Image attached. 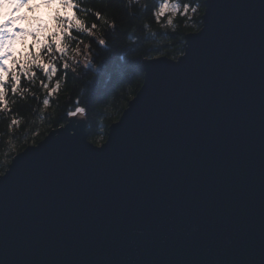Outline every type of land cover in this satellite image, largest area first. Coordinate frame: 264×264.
Listing matches in <instances>:
<instances>
[{"label":"water","instance_id":"95a60500","mask_svg":"<svg viewBox=\"0 0 264 264\" xmlns=\"http://www.w3.org/2000/svg\"><path fill=\"white\" fill-rule=\"evenodd\" d=\"M202 18L102 145L71 118L12 159L0 264H264V0Z\"/></svg>","mask_w":264,"mask_h":264},{"label":"trees","instance_id":"16d2710c","mask_svg":"<svg viewBox=\"0 0 264 264\" xmlns=\"http://www.w3.org/2000/svg\"><path fill=\"white\" fill-rule=\"evenodd\" d=\"M205 1L167 0L169 7L165 14L157 17L155 13L166 0H74L79 9H69L70 12L89 29L93 24L96 28L90 34L70 30L74 39L65 38L69 45L64 57L69 63L67 80L61 70L51 82L54 86L58 79L60 84L52 96L47 95L51 89L40 86L43 73L39 69H33L36 72L33 81L21 74L20 90L15 94L10 91L9 81V103L7 109L0 108V177L16 155L66 126L71 118L84 121L88 140L102 145L110 126L119 120L143 85L142 62L160 57L177 60L182 56L186 36L202 28ZM174 3H190L198 11H189L185 16L182 8L180 13L174 11ZM97 12L99 19L95 16ZM29 21V26L39 21L32 10ZM52 38L46 43H51ZM100 39L106 40L104 46L98 45ZM35 40L14 55L22 64L28 61L29 53L39 54V63H47L51 58L43 46L36 48ZM78 50L85 57L71 60ZM56 63L58 67L61 64L59 54ZM8 67H12V60ZM16 71L20 74L19 68ZM44 99H49L48 105H44ZM77 107L85 108V113L68 115ZM13 120L17 121L15 125Z\"/></svg>","mask_w":264,"mask_h":264},{"label":"snow or ice","instance_id":"6c2138e0","mask_svg":"<svg viewBox=\"0 0 264 264\" xmlns=\"http://www.w3.org/2000/svg\"><path fill=\"white\" fill-rule=\"evenodd\" d=\"M40 3L51 6L59 5L61 8L66 9H79V5L74 0H40ZM38 7L39 5H35ZM27 7L30 11L33 8V0H0V108L7 109L8 106V87L9 81L11 82L10 91L12 94L17 93L20 90L21 74H23L29 81L36 79V72L33 69H39L43 73V79L40 80V86L44 89H51L47 92L50 97L60 87L59 80L57 79L54 86H52V80L57 77L61 70L64 72V78L67 80V70L69 69V63L64 57L68 52L69 45L65 43V38L68 40L74 39L70 30H76L80 33H89L92 29L96 28V24L89 29L83 21L77 18L75 13L70 16H62L59 9H57L54 20L56 21L55 31L52 33V42L44 43L43 48L46 50L50 59L47 63H39L41 56L39 54L32 55L29 53V59L26 63H21L17 60L13 52L11 51L13 42L17 37L25 35L35 36L41 29L30 31L27 28L20 27V22L28 21L29 17L26 15H18L21 9ZM169 7V3L166 2L160 7L159 11L155 13L157 17L164 15L165 10ZM11 11H5V9ZM172 8L175 12L180 13L182 8L183 15L187 16L189 11L195 13L198 11L196 7H193L190 3L172 4ZM97 19L101 18L100 13H95ZM172 21L169 20V23ZM114 27V25H113ZM63 35H60V34ZM106 44L105 39L98 41L99 46ZM90 50V48H89ZM57 54L61 60V64L58 67L56 63ZM79 54V53H77ZM12 60V67L7 66L8 60ZM20 69V74L16 69ZM74 71V69H73ZM44 105L49 104V99L43 100ZM86 111L83 107H77L74 112H69L68 115L75 116L77 114H84ZM17 121L13 120L12 124L15 125Z\"/></svg>","mask_w":264,"mask_h":264},{"label":"rangeland","instance_id":"374dc122","mask_svg":"<svg viewBox=\"0 0 264 264\" xmlns=\"http://www.w3.org/2000/svg\"><path fill=\"white\" fill-rule=\"evenodd\" d=\"M35 5H39L36 7ZM57 9L60 10L61 14L64 13V16H70L72 15V12H70L69 9L61 8L59 5H45L40 3V0H33V8L32 12L38 15L39 21L35 22L33 24H30L29 26V20L20 22L19 26L29 29L30 31H35L36 29H41V32H38L35 36L33 35H25L22 37H17V39L13 42L11 51L13 52V55L16 53L19 54L21 50H24L27 48V45L29 46L32 44V40L36 39L34 45L36 44V48H40L46 43L48 38L52 36V33L55 31L56 28V21L54 20V15L57 11ZM66 10V11H65ZM5 11H11L10 9H5ZM31 11L25 7L20 10L18 15H26L29 17ZM61 35V34H60ZM79 53V54H77ZM75 56H71V60L76 61L78 58L85 57V53L83 51L78 50ZM11 59L8 60L7 66H9Z\"/></svg>","mask_w":264,"mask_h":264}]
</instances>
